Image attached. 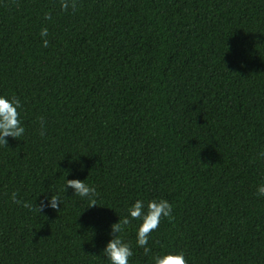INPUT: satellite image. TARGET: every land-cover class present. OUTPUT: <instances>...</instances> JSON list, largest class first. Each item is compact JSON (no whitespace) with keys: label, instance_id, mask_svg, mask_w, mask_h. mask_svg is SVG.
Segmentation results:
<instances>
[{"label":"trees","instance_id":"trees-1","mask_svg":"<svg viewBox=\"0 0 264 264\" xmlns=\"http://www.w3.org/2000/svg\"><path fill=\"white\" fill-rule=\"evenodd\" d=\"M0 95L25 128L0 145V264H110L125 217L129 264H264V0H0ZM160 198L146 254L128 209Z\"/></svg>","mask_w":264,"mask_h":264},{"label":"clouds","instance_id":"clouds-1","mask_svg":"<svg viewBox=\"0 0 264 264\" xmlns=\"http://www.w3.org/2000/svg\"><path fill=\"white\" fill-rule=\"evenodd\" d=\"M63 7L67 8V3ZM40 35L42 38L47 37V28L42 29ZM43 44L47 47V39L43 40ZM20 106L18 99L0 95V145L8 144L6 137L18 139L24 134L25 128L22 125L18 112ZM41 134L43 135V132ZM260 156L264 157V152H261ZM68 189H71L74 195L87 198L90 201V207L96 206L94 200L96 190L94 187L86 184L84 180L78 178L66 179L64 191L67 192ZM257 195L264 197V183H261L257 187ZM12 200L14 203H20L16 199V193L12 194ZM61 203L62 201L58 195H51L45 196V199L40 201V204L36 205V207L39 211L45 207L59 209ZM23 206L30 207L27 203H24ZM172 212L173 205L163 198L150 200L146 205L143 200L137 199L128 209V215L132 219L141 221L137 229L136 243L137 246L144 248L146 254L151 252V249L147 247L150 234L158 228L163 218H171ZM129 223V218L125 217L123 221L119 219L117 223L110 226V238L103 249V253L108 258L110 264H129V258L133 255V251L131 246L121 236L124 226ZM152 260L154 264H187L183 252L154 254L152 255Z\"/></svg>","mask_w":264,"mask_h":264}]
</instances>
